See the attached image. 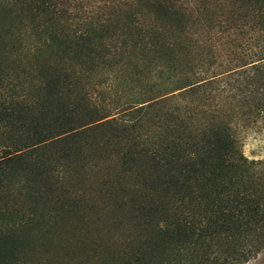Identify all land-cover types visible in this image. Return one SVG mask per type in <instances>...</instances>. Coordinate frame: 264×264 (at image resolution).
<instances>
[{
	"label": "trees",
	"instance_id": "trees-1",
	"mask_svg": "<svg viewBox=\"0 0 264 264\" xmlns=\"http://www.w3.org/2000/svg\"><path fill=\"white\" fill-rule=\"evenodd\" d=\"M124 5L111 32L53 0L0 1V258L17 231L100 211L121 264L246 262L264 184L237 133L264 127V0ZM111 37L107 75L126 76L98 105L84 79L102 80Z\"/></svg>",
	"mask_w": 264,
	"mask_h": 264
},
{
	"label": "rangeland",
	"instance_id": "rangeland-1",
	"mask_svg": "<svg viewBox=\"0 0 264 264\" xmlns=\"http://www.w3.org/2000/svg\"><path fill=\"white\" fill-rule=\"evenodd\" d=\"M53 1L58 6H63L68 10L65 13L68 17L85 15L83 14L85 11L86 16L88 15L94 20L109 18L107 31L112 32L115 22L110 20L113 6H125L124 4L128 0ZM78 20L80 21V19ZM78 20L71 19L69 25L66 26L82 29V27L76 26ZM27 40L31 42L33 38L28 37ZM120 48L121 46L118 45L115 37L106 38L104 54L109 58L113 57L112 64L105 65V69L100 65L93 68V71L97 74L102 72L101 81L98 77L84 79V84H88V81L91 83L88 84V90L98 105L109 101L108 95L111 93L112 96L113 90L116 91V87L120 85L119 81L125 80L126 71L118 75V77H121L120 79L117 76L107 75L110 67L116 66L114 62L118 61L120 63L121 61L118 50ZM127 68L129 67L126 66L125 69ZM103 88H109V91L107 90V93H104L106 89ZM112 98L114 97L112 96ZM260 128H244L237 133V136L240 139L244 156L249 160H253L254 166L262 172L264 184V127ZM122 238V231L112 225L106 219V215L99 211L93 220L72 227H54L46 233L36 232L31 236H27L22 231H17L15 236L6 242L7 246L2 255L3 257L0 258V264H121L116 260L113 251H115V246L121 243ZM165 258L164 256L162 259L163 264H166ZM238 264H264V247L246 262Z\"/></svg>",
	"mask_w": 264,
	"mask_h": 264
}]
</instances>
